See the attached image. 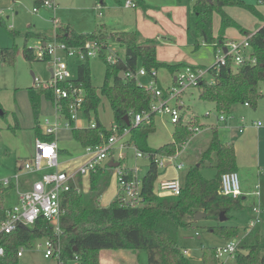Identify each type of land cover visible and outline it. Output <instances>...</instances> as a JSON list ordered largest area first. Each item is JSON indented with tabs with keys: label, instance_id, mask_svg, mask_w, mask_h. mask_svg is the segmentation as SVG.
<instances>
[{
	"label": "trees",
	"instance_id": "trees-1",
	"mask_svg": "<svg viewBox=\"0 0 264 264\" xmlns=\"http://www.w3.org/2000/svg\"><path fill=\"white\" fill-rule=\"evenodd\" d=\"M40 2V0H38ZM102 0H96L100 4ZM135 7L149 8L144 0H132ZM228 5H239L257 13L253 6H246L241 0H194L192 9L194 13L193 30L203 42L213 45V50L222 43L223 32L226 27L238 28L245 35L242 28L223 10ZM220 15V32L216 38L212 34V14ZM0 25L5 26L0 16ZM7 32L13 37L21 36L23 39L22 55L26 60L35 58L33 47L26 43L29 39H36L41 44L55 40L66 45L80 46L86 40L94 39L103 45L109 41L118 42L124 46V58L116 63H108L103 53L100 58L104 62V78L99 86L91 82L90 59L85 58L76 67V76L71 81L84 90V102L81 113L88 120L90 114L96 119L95 128L74 127L71 124V136L82 146L100 143L112 132L97 119V108L101 98H105L112 112L113 124L121 131L128 127L129 138L126 144H131L142 152L151 155L169 156L176 154L181 146L187 142L194 133L192 128L198 126L196 119L187 123L178 121L174 125L172 140L156 148L147 145V136L154 131L153 115L150 111L151 93L135 78L121 79L117 76L120 70L136 71L143 67L149 74L152 70L167 68L174 74L186 64L168 63L156 58V42L154 40L138 41L133 31H111L107 37L95 31L90 33H77L68 24L58 22L52 37L32 29L20 32L7 27ZM249 37L251 55L255 57L254 64L242 63L234 68L228 60L213 74L212 82L205 79L197 84L198 97L203 101L214 104L217 112H229L236 103L253 105L262 93L258 90V83L264 82V24ZM197 45V40H196ZM15 45L0 48V61L12 63L14 60ZM44 60V59H42ZM154 77L157 87L162 88ZM32 115L35 121V134L41 140L51 141L52 134H44L38 125L41 98L53 103V91L41 82H34L27 87ZM1 110V109H0ZM67 117L68 113L65 111ZM132 113H149L150 121L141 122L131 127L126 124L125 116L129 120ZM207 163V164H205ZM201 165L215 169L213 177L206 179L200 172ZM236 170L234 147L231 143L221 142L218 132L212 128L207 148L202 152L199 163L190 165L180 172V193L177 196H160L156 191L158 182V168L153 157L148 160L147 169L140 177L141 196L143 202L136 207H123L119 205L117 196L107 206H99L95 201L88 200L80 189L71 183L70 189L61 194V205L67 209L66 215L61 218L62 233L58 236L60 244V260L62 264H69L75 256L79 264H98V253L102 249H121L128 251H144L147 264H189L178 242L177 231L181 227L192 226V217L195 212L206 214L205 220H219V214L224 212L225 220H229L228 213L242 208L238 197L222 195L220 189V176L224 172ZM89 194L97 197L98 186L91 174ZM130 177V176H129ZM0 196L2 190L0 189ZM2 213V211H0ZM212 231L229 238L238 233L237 227L218 223L209 227ZM55 238L51 227L46 220L38 217L32 225L17 226L10 233H0V246L3 254L0 255V264H20L16 255L17 249L31 238ZM237 264H264V237L254 232L250 241H242L234 254ZM202 260L206 264H219L215 256V247L202 248Z\"/></svg>",
	"mask_w": 264,
	"mask_h": 264
},
{
	"label": "rangeland",
	"instance_id": "rangeland-1",
	"mask_svg": "<svg viewBox=\"0 0 264 264\" xmlns=\"http://www.w3.org/2000/svg\"><path fill=\"white\" fill-rule=\"evenodd\" d=\"M54 7H44L40 6V2L34 0H0V16L4 20V24L7 27L13 28L15 30L24 32L25 29L31 27L48 35L54 34V28L56 21L67 22L71 24L78 32L87 33L91 32L93 29L98 28L97 23H104L108 28H114L120 31H133L136 34L138 41L144 40H154L157 44L156 46V58L159 61H164L168 63H183L190 65H200L204 67H210L215 62V51L213 50L212 44H207L203 42L202 38L196 34L193 30L194 26V13L192 5L194 0H144L145 4L149 6V9L143 11L139 7H126V0H103L104 5L100 8L99 4L96 6L94 0H54ZM57 2V4H56ZM181 3L186 6L187 15L185 20L178 25L183 26L186 31L189 29V33H186L185 42L182 43L183 32L176 28L174 34H172V44H163L160 40V35L152 33L151 37H146L149 34V23L148 20L151 19L162 25L165 24L166 11L162 7L166 3ZM246 6H253L257 13L251 12L248 8L239 5H228L223 7L224 12L231 17L240 28L244 30L247 34H252L257 30L259 26L264 24V3H260L258 0H241ZM39 7L38 12H33V7ZM154 13V15H153ZM161 15V16H160ZM157 17V18H156ZM159 18V20H157ZM146 19V20H144ZM154 19V20H153ZM184 22V24H183ZM5 26L0 25V48L15 45L14 60L12 63L0 61V128L4 134L1 135L0 139H4L10 142L16 151H18V156H14L18 161L19 156L22 157L23 153L20 149H24V145H31L32 149L34 147V126L35 121L32 115V110L30 102L27 95V87L32 86L36 81L41 83H46L50 79V69H52L53 64L48 59H38L36 57L39 42L36 39H29L27 41L28 46L33 47V52L35 58L33 60H26L22 55L23 39L21 36L13 38L8 32ZM220 32V15L217 12L212 14V34L216 38ZM96 33L106 36L108 32L106 29L102 31H96ZM244 33H242L238 28L229 26L224 29L223 32V42L228 41L232 38L240 40L244 38ZM197 40V45H196ZM111 52H115L119 59L124 58V46L118 42H110ZM190 59V60H186ZM194 62H192V61ZM80 61L68 58V70L71 78L76 76V67ZM90 75L91 82L94 86L101 85L104 78V62L100 57H93L90 59ZM140 67V66H139ZM138 67V68H139ZM156 80L161 85L162 88H168L172 85V73L167 68H159L156 71ZM148 72L145 75L137 76V80L140 84L147 86L148 82L153 79ZM205 80L212 82L213 74L209 72L205 76ZM258 90L262 93V96L257 99L255 104L244 106L243 103H236L232 105L230 115L234 116V122L237 115H245L247 123L253 121H260L264 125V82L260 81L258 83ZM174 101H171V104ZM179 109V115L182 122H189L191 119H196L201 126L198 124V131L205 129L207 124L218 123L219 113L214 108L213 103L208 101H203L198 97V88L192 87L185 90L182 94V98L177 100ZM209 111V113H207ZM226 115V114H225ZM54 120V108L51 103L41 98L40 101V111L38 114V125L43 127L45 120ZM97 119L106 127H111V122L113 119L109 103L105 98H101V102L97 108ZM96 122L94 114H90V119L77 115V119L73 121V125L76 127H82L88 125L90 121ZM60 122V127L56 135L57 146L60 150H63L65 158L70 156L81 155L84 162L87 157H85V150L71 138L69 134L70 128H64V118L58 120ZM220 121V120H219ZM153 126L154 131L149 134L147 138V144L151 148H156L160 144L171 139L173 134L174 125L170 122V117L168 114L163 112H156L153 115ZM221 123V122H220ZM195 132V133H197ZM193 133L190 138L194 136ZM201 136L198 145L194 142L184 146L185 143L179 149V153L188 149L189 154H191L190 162H183V167L180 170L182 172L186 168L193 164L194 162L199 163L200 156L202 152L207 148V136L209 135V130H204L201 132ZM218 136L221 140L234 142V136L230 135L227 129L224 127V123L218 127ZM259 136L264 141V126L259 130ZM129 138V134L125 135L121 142L124 143L120 147L117 143L112 149L109 150L105 159H103L99 166L100 168H106L109 162H117L119 167L127 169H136V176L141 177L147 169L148 160L145 157L138 158L136 156V151L133 145L126 144ZM198 141V140H197ZM191 145H193L192 151ZM185 147H187L185 149ZM200 148V149H199ZM238 154L241 156L240 161L246 159L245 149L237 145ZM253 152H257L256 146L252 147ZM177 152V153H178ZM84 154V155H82ZM249 154L251 152L249 151ZM4 156V155H3ZM6 156V154H5ZM12 156V155H11ZM181 157V156H180ZM23 158V157H22ZM253 158V156H252ZM249 156V159H252ZM248 159V161H249ZM26 160H30V157ZM179 160H181L179 158ZM27 161V162H28ZM1 162V161H0ZM60 162V161H59ZM251 163V162H250ZM80 164V163H79ZM207 164V163H205ZM81 165V164H80ZM246 165L239 169L238 174L240 177L246 176L248 178H255L256 180V166ZM79 166L78 164L74 165ZM167 166V165H166ZM200 172L202 176L209 179L214 176L215 169L211 167L202 166L200 167ZM65 172H73L64 170ZM164 171V169H162ZM135 174V172H133ZM163 173V172H162ZM4 170L0 172V179L3 180L6 176ZM39 175V174H38ZM158 175H161V169L158 170ZM9 176H14L10 174ZM83 181L81 182V189L88 200L95 201L96 196L89 194L88 187L89 184V174H83ZM262 177L264 178V171L262 172ZM2 182V181H1ZM31 186V185H30ZM107 191V192H106ZM105 192H102L101 196H98L97 204L101 207L109 205L113 200H109L110 196L109 187ZM104 193V194H103ZM160 196H166L167 193L159 192ZM5 197V194H4ZM245 205L250 206V208L257 207L254 204L251 196L246 197L244 202V208L241 212L236 214L235 225L238 229V233L232 237L226 238L217 232L212 231V228L218 223H223L226 220L220 222L215 220H205L194 222L192 226L181 227L177 231V242L189 262V264H206L202 260V248L203 247H221L227 242L233 241L238 242V247L242 241H250L252 239L251 231L243 239V227L245 224L248 226V218L254 217L252 211L247 209ZM255 205V206H254ZM229 215V213H228ZM230 216V215H229ZM259 228V233L264 237V212L260 215L259 223L257 224ZM234 226V227H235ZM42 243V238L35 237L28 241L22 243L23 246V256L19 257L20 264H57V261L50 257L45 258L43 256L44 247L37 246L36 244ZM101 255L112 254L114 256H121L119 264H147L146 255L144 251H128V250H113V249H102ZM187 251V254L184 253ZM124 255L125 257H123ZM127 255H130L127 257ZM99 260V256H97ZM128 259L127 262L125 259ZM222 264H237L234 256H223L220 259ZM73 261L70 262L72 264Z\"/></svg>",
	"mask_w": 264,
	"mask_h": 264
},
{
	"label": "built area",
	"instance_id": "built-area-1",
	"mask_svg": "<svg viewBox=\"0 0 264 264\" xmlns=\"http://www.w3.org/2000/svg\"><path fill=\"white\" fill-rule=\"evenodd\" d=\"M264 3V0H258ZM40 6L54 7V0H40ZM126 7L134 6L132 0H126ZM39 7L34 6L33 12H38ZM55 25L58 21L54 20ZM250 35L245 36L241 40H229L221 43L215 48V62L210 67L185 65L176 71L174 75V82L171 87L159 88L155 84L154 78L145 86L151 93L150 111L154 114L156 112H163L169 115L170 122L175 124L179 119V108L177 100L180 95L188 88L196 87L197 84L205 79V76L211 72H217L221 66H225L228 60L231 61V67L238 66L242 63L254 64L256 59L251 55V48L249 44ZM111 46L103 45L97 40H86L80 46L66 45L63 42L50 40L41 44L39 42L36 57L38 59H48L53 67L50 69V79L43 86H47L53 91L54 120H45L42 132L44 134L54 135L60 125V118H64V128H71L70 120L77 119V115L81 113L82 104L84 102V90L76 86L71 80L68 70V58L78 61H83L85 58L100 57L102 52L106 62L116 63L120 59L115 52H111ZM225 49V50H224ZM127 78H137L146 74L143 67H139L136 71L127 70L124 72ZM152 77L156 75V71L152 70L150 74ZM214 77V76H213ZM35 82L36 79H34ZM137 80V79H136ZM174 104H171V101ZM247 105V103H244ZM68 113V117L65 113ZM219 118H224V112H219ZM149 113H132L130 126H136L141 122L150 121ZM258 127L260 122H256ZM89 128H95L96 122L90 121L87 125ZM76 127V126H74ZM198 126L192 128L195 133L199 129ZM110 135L102 140L100 143L90 146H85V162L80 165L76 171L68 173L58 168V147L54 140L46 141L36 138L34 142L35 152L28 162H25L23 167L29 172H38L44 168H52L53 171H45L40 178L32 182L28 190L22 191L19 194V201L17 204L8 209H4L0 213V233H10L17 226H28L34 224L38 217L46 220L51 227L55 238H42V243L37 246L44 247L43 256L45 258H54L57 264H62L60 260V244L58 236L62 233L61 218L66 215L67 209L61 205V194L70 189L71 182L76 175L94 173L99 167L100 162L106 158L107 153L117 143L120 147L125 145L121 142L122 138L129 134L128 127L121 131L117 130L115 124H112ZM135 148V147H134ZM136 156L138 158L145 157L147 160L153 157L158 170L170 164L179 172L183 164L177 161V153L169 156L151 155L148 152H142L135 148ZM116 181L119 187L117 198L119 205L123 207H136L143 202L141 196V182L140 178L136 176V169L121 168L117 164L113 167ZM135 172V174L133 173ZM130 176V177H129ZM16 177V176H15ZM8 180L4 181L7 184ZM77 189V188H76ZM78 190V189H77ZM156 191L165 192L167 195L177 196L180 193L179 178L160 180L156 184ZM222 195L238 197L241 193L239 177L236 171L224 172L220 176V189ZM258 194V192H256ZM252 212L254 217L248 221V227L252 228L259 222L260 210L258 207H253ZM238 242H227L221 247L215 248V256L219 260L223 256H234L237 250ZM187 254V251H184ZM3 254V248L0 246V255ZM23 254V246H20L16 252L18 257ZM72 264H79L77 256L72 260ZM70 264V263H69ZM222 264V261L219 263Z\"/></svg>",
	"mask_w": 264,
	"mask_h": 264
},
{
	"label": "crops",
	"instance_id": "crops-1",
	"mask_svg": "<svg viewBox=\"0 0 264 264\" xmlns=\"http://www.w3.org/2000/svg\"><path fill=\"white\" fill-rule=\"evenodd\" d=\"M34 1H35L34 3L38 2V0H34ZM56 4H57V2H56ZM94 4L96 5V0H94ZM103 5H104V1L102 0V2L99 4V7L101 8ZM162 7H164V10L166 11L165 12L166 15L163 14V16H165V18H164L165 19V24L162 25L161 23H158V21L157 22L153 21L154 23H152L151 19H149L148 20V23H149V28H148L149 29L148 30L149 34H146L147 35L146 37H151L152 33L156 32V35L157 34L160 35V40H162V43L163 44H168V46H170L173 43L171 35L175 33L176 28H179L183 32L182 43L185 42V36H186L185 32L189 33V29H187L185 31L183 26L178 25V22L181 23L182 21L185 20V16L187 15L186 6L181 4V3L179 4V3L170 2V3L164 4ZM148 9L149 8L142 9V10L146 11ZM153 15H154V13H153ZM144 20H146V19H144ZM157 20H159V18ZM58 22H60L62 24H68L74 29L75 32L82 33V32H78L71 24H69L67 22H61V21H58ZM183 24H184V22H183ZM97 26H98V28L93 29L91 32H93V31H95V32L96 31H102L103 29H106L108 33L111 32V31H120V30H116L114 28H108L103 22L102 23H97ZM261 26H259V27H261ZM27 29H32V30L41 32V31L36 30L34 28H31V27H29ZM27 29H25V30H27ZM42 33H44V32H42ZM87 33H90V32H87ZM45 35L47 37H52L53 36V35H48V34H45ZM232 39L236 40L235 38H232ZM110 42L111 41H109V45H110ZM225 42L222 41V43H225ZM186 60H190V59H186ZM186 65H190V64H186ZM191 66H200V65H191ZM174 75H175V73L172 74V84L174 82ZM183 93H185V91ZM182 94L179 97V101L182 98ZM51 105H52V103H51ZM243 105L244 106H249L248 104L245 105L244 103H243ZM178 108L180 109L181 106H178ZM230 110H231V108H230ZM230 110H229V112L224 113V118L223 119L218 118V120H217L218 123H211V124L209 123V124L206 125L205 129H201L199 132L195 133L194 136L192 138H190L185 143L184 146H187L188 144H190L192 142H194L193 143L194 146H195V144L198 145V142L200 141L201 136L204 135V133H203V135H201L202 134L201 132L204 131V130H209V135L206 137L207 138L206 143H208L212 128H215L217 130V132H218V127L221 125V123H224V127L227 129V131H228V133L230 135L234 136V138H232V139H235V140H234V142H231V141H228V140L223 141L220 138L219 139L221 140V142L231 143L233 145L234 151H235V158H236V170L235 171L237 172V174H238L239 169H241L242 166L251 165V164H253L252 167L256 166V173H255L256 174V180H255L254 177L253 178H248L247 175L243 176L241 178L240 174H238L239 183H240V191H241V193L239 195V198L241 200L242 208H240V210H232V211H230L229 212L230 219L225 221V222H223V224H225V225L235 226V225H233V222H235V219H237L236 218V214L241 212L242 209L244 208V202L246 201V197L247 196H251V199H252V201H254V204H257L256 206L260 210L259 218H260V215L264 212V178L262 177V172L264 171V141L259 136V130L264 125L261 124L258 127L255 125L256 122H260V121H253L252 120L250 123L245 122L246 121L245 115H237L236 116L237 118L235 119V121H237V124H236V122H234V116L228 114V113H231ZM207 113H209V111ZM80 114H81V116H83L82 113H80ZM130 120H131V118H130ZM183 123H185V122H183ZM112 124H113V119H112L111 125ZM200 125L201 126H205L204 124H200ZM39 127H40V129L42 131L43 127H41V126H39ZM82 127H88V126L85 125V126H82ZM82 127H78V128H82ZM0 130H1V135L4 134V132L2 131L3 129L0 128ZM33 132H34V142H35L37 136L35 134V130ZM57 132L53 135V139H52V140H54L56 142V144H57V139H56ZM69 134L71 136V130L70 129H69ZM148 136H147V138H148ZM71 138H72V136H71ZM171 140H172V137H171L170 140H168V141H166L164 143H167V142H169ZM74 141L76 143H78L84 149L85 146H82L76 140H74ZM164 143H162V144H164ZM162 144H160V145H162ZM8 145H13V144H11L10 142H7L5 140V137H4L3 140L0 139V161H1L0 162V172H1V170H4L5 174H3V177L6 176L5 178H3V180L0 179V189L2 190V195L0 196V211H3L4 209H8L11 206L17 204L18 201H19V194L22 191L28 190L30 188V185L32 184V182H34L35 180L39 179L43 172H45V171H53L52 168H44L43 170L38 171V172H29V171H27L26 169H24L23 165H24L25 162L28 161L26 159H28L29 157L31 158L33 156V154L35 152V148L33 147V149H32V146L29 145V144H28V146L24 145V149H20V151H22V153H23V155H22L23 158L19 156L20 160L18 161L14 157L15 155H16V157L18 156V154H17L18 151H16V149L13 146H8ZM237 145L241 146L246 151V153H245L246 159L243 160V162L240 161L241 156L238 154ZM255 146H256V150H257L256 154H255V152H253L251 150V148L255 147ZM186 148L187 147H185V149ZM192 148H193V145H191L190 151H192ZM62 151L63 150H60L58 148V161H60L58 168L60 170L64 171L66 169L68 171H73L74 172L80 166V164L82 165L85 162V161L82 162L84 157H81L80 154L76 155V156H70V157H66L65 158L64 154L62 153ZM249 151L251 152V154H249ZM5 154H6V156H5ZM82 155H84V154H82ZM191 155H192V152H191V154H189L188 149H187V150H185L183 152H180V153L178 152L176 159H177L178 162H181V163H182V161L183 162H185V161L186 162H188V161L190 162V160L192 158ZM84 156L86 157V155H84ZM249 156L251 158L253 156V158L249 159ZM179 158L181 160H179ZM248 159H249V161H248ZM109 163H108V166L106 168H100V166H99L94 173H91V174H94V179H95V182H96V184L98 186V188H97L98 189V191H97L98 195L96 197V202L98 201V196H101L102 192L103 191L105 192L108 189V187H109V191L108 192L110 193L108 201L114 199L116 197V195H117L118 190H119V187H118V184H117V181H116V176L114 174V169H113L114 166H109ZM113 163H114V161H113ZM76 164H78L79 166L75 167L74 165H76ZM193 164H198V163L194 162ZM193 164H190V165H193ZM162 169H164V171H162ZM162 169H161V175H158V181L164 180V179H172V178H176V177L179 178L180 171L177 172L172 165L167 164V166H165ZM10 174H12L14 176L11 177V176H9ZM91 174H89V177H88L89 184H90V179H91L90 175ZM5 180H8L7 184H4ZM82 181H83L82 175H76L75 179L71 183L78 190L80 189L83 192V190L81 189V182ZM88 189H89V187H88ZM256 192H258V194ZM4 194H5V197H4ZM245 207L248 210L250 209L252 211L253 206L250 208V206L245 205ZM253 215H254V213H253ZM250 219L251 218H248V220H250ZM200 221L201 220H199V222ZM257 224L255 225L256 227H255V229H253L251 231V233L257 232L258 235L260 237H262L260 235V233H259V228H258ZM247 227L248 226L245 224V226L243 227L244 228L243 229V231H244L243 232V237L241 239L245 238L247 236V234H249L250 230L247 229ZM252 228H250V229H252ZM102 251L103 250H100L99 253H98V256H99L98 264H119V262L121 260H123V259H121V256H114L112 254L101 255ZM22 256H23V254H22ZM22 256H20V257H22ZM122 256L125 257L124 255H122ZM129 256L130 255H127V257H129ZM18 260H19V257H18ZM125 260L127 262L129 261L127 258ZM124 264H127V263L124 262Z\"/></svg>",
	"mask_w": 264,
	"mask_h": 264
},
{
	"label": "water",
	"instance_id": "water-1",
	"mask_svg": "<svg viewBox=\"0 0 264 264\" xmlns=\"http://www.w3.org/2000/svg\"><path fill=\"white\" fill-rule=\"evenodd\" d=\"M206 1H208V2L210 3L212 0H206ZM263 40H264V36H263ZM224 50H225V49H224ZM117 76H118L119 78H121V79H125V78H126V76H125V74H124V71H122V70H120V71L118 72ZM1 113H2V112L0 111V114H1ZM124 118L126 119V124L128 125V124H129V120L127 119L126 116H125ZM116 165H117L116 162H114V163H113V162H110V163H109V166H116ZM205 216H206V214H205L204 212H202V211H197V212L194 213V215H193V217H192V220H193L194 222H196V221H199V220H201V219H204ZM224 220H225L224 212L221 211L220 214H219V221L222 222V221H224ZM20 226H23V225H20Z\"/></svg>",
	"mask_w": 264,
	"mask_h": 264
}]
</instances>
